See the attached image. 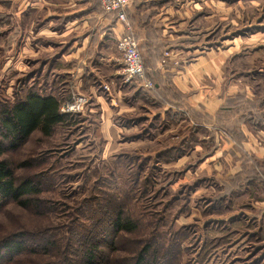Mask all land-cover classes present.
Segmentation results:
<instances>
[{"label":"rangeland","instance_id":"374dc122","mask_svg":"<svg viewBox=\"0 0 264 264\" xmlns=\"http://www.w3.org/2000/svg\"><path fill=\"white\" fill-rule=\"evenodd\" d=\"M181 2L196 12L195 22L193 17L186 22L201 29L203 48L220 53L225 72L217 78L220 95L249 91L259 99L264 121V0ZM18 4L0 0V109L38 88L58 96L63 109L81 95L67 91L59 64L53 60L49 66L47 54L23 53L26 39L32 40L28 25L41 14L23 15L19 34ZM130 86H98V97L79 112H65L66 122L50 136L36 131L26 144L8 149L2 159L17 178L41 172L49 177L40 195L46 207L36 213L9 205L0 213V237L44 231L57 238L67 234L73 246L118 206L122 218L138 228L117 235L107 227L102 264H136L143 249L149 264H264V156L251 158L261 169L234 173L241 165L229 152L232 141L226 155L220 150L211 156L206 152L211 142L200 144L202 132L185 122L187 114H163L144 89L131 92ZM209 87L216 88L211 81ZM256 135L254 147L247 148L257 145L264 153V135Z\"/></svg>","mask_w":264,"mask_h":264},{"label":"crops","instance_id":"0c3cea01","mask_svg":"<svg viewBox=\"0 0 264 264\" xmlns=\"http://www.w3.org/2000/svg\"><path fill=\"white\" fill-rule=\"evenodd\" d=\"M17 7L20 22L14 31L19 34L20 28L25 26L21 20L23 15L41 14L28 25L32 40L26 39L23 53L34 51L30 58L47 54L49 66L53 65V60L55 66L59 64L67 91L72 94L76 91L89 102L98 97V86L121 90L125 84L118 43L131 30L139 42L154 89L134 82L130 84V91L138 93L139 89H144L149 99L162 107L163 114L172 111L187 114L189 118L185 122L189 120L190 127L202 132L200 144L211 142L206 152L213 157L220 150L222 156L226 155H223V152L228 153L225 147L232 141L229 152L241 165L234 173L245 174L254 167L262 168L251 158L255 154L260 159L264 153L258 151L257 145L255 149L247 148V145L254 147L251 140L257 133L264 135L260 101L250 97L247 90L220 95L217 78L225 73L218 57L220 53L203 48L201 29L197 31L195 24L189 26L186 22L189 18L195 22L196 12H190L181 0H132L127 10L129 26L116 14H106L100 0H19ZM7 21L4 15L3 22ZM11 36L14 34L8 35V39ZM23 57L30 62L27 55ZM209 81L216 88L209 87ZM36 93L43 94L40 88ZM100 104L107 110V104ZM246 159L254 165L247 167Z\"/></svg>","mask_w":264,"mask_h":264},{"label":"trees","instance_id":"16d2710c","mask_svg":"<svg viewBox=\"0 0 264 264\" xmlns=\"http://www.w3.org/2000/svg\"><path fill=\"white\" fill-rule=\"evenodd\" d=\"M68 117L69 115L61 112V100L51 94L29 92L22 100L0 109V213L11 204L34 210L36 213L46 207L40 195L46 185L43 182L48 180L49 175L41 172L19 179L9 162L2 158L9 148L26 144L36 131L50 136ZM112 207L114 212L111 215L114 214H107L103 221L99 220L85 234L87 236H80L81 239L73 246H70L67 234L63 238H57L44 231H16L1 236L0 264L104 263L108 247L103 242L106 228L111 226L117 235L121 232L132 233L138 228L137 223L122 218L118 206ZM64 239L67 241L65 245ZM147 251L148 249H143L136 264H149L146 261ZM53 257H56L54 262Z\"/></svg>","mask_w":264,"mask_h":264},{"label":"built area","instance_id":"2783aa9c","mask_svg":"<svg viewBox=\"0 0 264 264\" xmlns=\"http://www.w3.org/2000/svg\"><path fill=\"white\" fill-rule=\"evenodd\" d=\"M101 8L106 14H116L120 21L127 23V10L132 0H100ZM127 26L128 23H127ZM118 49L122 53L123 77L125 83H139L146 89H154V83L147 78V70L139 48V42L130 30L119 39ZM169 55V54H167ZM88 99L80 96L74 102L67 103L61 108L62 113L79 112L88 104Z\"/></svg>","mask_w":264,"mask_h":264}]
</instances>
